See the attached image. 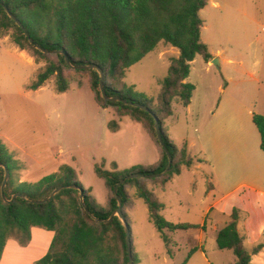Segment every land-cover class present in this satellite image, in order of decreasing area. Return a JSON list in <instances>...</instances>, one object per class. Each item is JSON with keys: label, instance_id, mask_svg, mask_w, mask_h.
<instances>
[{"label": "rangeland", "instance_id": "1", "mask_svg": "<svg viewBox=\"0 0 264 264\" xmlns=\"http://www.w3.org/2000/svg\"><path fill=\"white\" fill-rule=\"evenodd\" d=\"M199 15L203 20L201 41L207 44L211 60H215L208 64L201 55L195 56L186 79L194 86L191 102L184 106L174 100L173 113L164 121L167 139L179 149L187 144L196 167L183 169L165 187H153V181L144 180L163 204L160 213L167 221L197 228L168 232L170 243L166 246L149 218L146 204L141 198H134L135 186L127 185V201L122 209L128 217L139 264L235 261L231 250L216 245L214 230L222 228L230 217L214 203L231 185L227 181L226 158L230 150L229 127L234 131L235 125L247 129L251 125L257 132L252 114H264V0H207ZM11 32H0L1 143L15 162L22 166L26 161L30 165L25 173L26 180L31 181L28 183L51 174L52 164H65L75 170L77 180L95 202L106 208L111 192L94 173L95 163L103 166L100 161L105 159V169L112 170L110 163L115 162L119 171L131 170L135 165H153L160 158L159 145L139 122L128 116L119 117L111 108L99 107L87 74L66 70L73 81L69 90L62 93L54 89V76L37 90L28 89L27 84L46 61L36 60L28 48L24 51L31 61L21 54L11 40ZM177 55L176 48L161 42L130 66L124 82L132 86L131 96H146L152 100L149 107L154 108L160 81L167 75L171 58ZM77 79H82L81 87L76 86ZM111 120L119 123L118 131L107 127ZM13 179L14 186H24L17 183V177ZM193 248L197 249L184 263ZM251 262L264 264V252L261 257L254 255ZM10 263L9 259L2 264Z\"/></svg>", "mask_w": 264, "mask_h": 264}, {"label": "trees", "instance_id": "2", "mask_svg": "<svg viewBox=\"0 0 264 264\" xmlns=\"http://www.w3.org/2000/svg\"><path fill=\"white\" fill-rule=\"evenodd\" d=\"M206 5L207 0H0V32L11 30V40L19 49L28 48L36 60L46 61L44 68L27 84L28 89L36 90L54 76V89L62 93L69 90L73 81L66 70L87 74L98 106L113 108L118 116H129L139 122L161 149L157 163L135 165L131 170L119 171L115 162L110 163L112 170H107L104 159L100 161L103 166L95 163L94 173L104 180L106 189L111 192L105 208L95 202L89 190L77 180L75 170L65 164L37 182L14 186L13 178L18 176L21 165L0 141V258L10 237L25 245L30 240L31 227L38 226L53 231L54 236L47 253L34 264H127L124 225L117 215L110 217L117 207L113 188L124 178L117 190L122 206L127 201L126 186H135L134 198L144 201L149 218L166 246L170 243L168 232L197 228L189 223L167 221L160 213L163 204L144 180L150 179L153 186L164 187L183 167L196 166L185 143L179 149L167 139L164 120L172 115L174 100L184 106L191 101L194 86L186 81L191 61L196 55H201L205 62L212 57L200 37L203 20L199 12ZM161 42L176 48L178 55L171 58L167 75L160 81L157 102L151 108V99L144 95L131 96L132 86L125 84L124 77L130 66L154 51ZM69 64L93 67L78 69ZM99 70L103 73L106 94L119 97L120 101L102 97ZM82 83V79L76 80L77 87ZM252 122L264 151V115L253 114ZM156 126L172 157L166 171L168 158L158 142ZM107 127L115 132L119 124L111 120ZM6 171L8 178L1 190ZM158 173L162 174L154 176ZM130 174L142 176L126 179ZM58 187L60 189L47 201H30L42 200ZM123 216L128 222L124 211ZM238 219L239 210L233 208L231 220L216 232L215 242L219 249L232 251L233 264H251L252 256L258 254L264 244L246 248L237 230ZM196 249L190 250L184 263ZM133 264H139L134 250Z\"/></svg>", "mask_w": 264, "mask_h": 264}, {"label": "crops", "instance_id": "3", "mask_svg": "<svg viewBox=\"0 0 264 264\" xmlns=\"http://www.w3.org/2000/svg\"><path fill=\"white\" fill-rule=\"evenodd\" d=\"M19 51L21 52V54L27 55L24 49H19ZM28 58L31 61V57L28 56ZM210 60L206 63H211ZM235 126L237 128L234 129V131H232L231 127H229L227 147L230 148V150L228 151L229 154L226 157L228 163L227 181L231 182V185L228 191L223 194L217 201H215L214 205L215 207H218L220 210H222V212H224L225 214H228L230 220L232 209L236 208L239 210L237 230L243 237L244 245L249 244L250 248H252L257 244H264V151L260 148V135L258 130H256L257 132H255L253 128H251V125H249L248 129L242 125ZM145 131L147 132L146 129ZM255 133H257V135ZM149 137L153 139L150 135ZM5 139L9 141L12 146L16 147L13 144V141H10L7 138ZM160 159L161 150L159 160ZM104 161L106 164L107 162L105 159ZM23 162L24 163L21 167L24 166L25 168L21 169L18 172L17 183L31 182L27 181V177H25L26 170L30 165L26 161ZM52 166V173L56 172L59 168L58 162L52 164ZM183 169H186V167H183L182 170ZM219 229L221 228H215V235ZM30 234V240L26 245H20L16 239L9 238L4 246L0 258V264L6 262V260L9 259L11 260L12 264H33L38 258L45 255L49 249L50 243L54 236V232L43 229L41 227H31ZM245 247L247 248L246 245ZM263 252L264 247L256 255H258V257H261Z\"/></svg>", "mask_w": 264, "mask_h": 264}, {"label": "water", "instance_id": "4", "mask_svg": "<svg viewBox=\"0 0 264 264\" xmlns=\"http://www.w3.org/2000/svg\"><path fill=\"white\" fill-rule=\"evenodd\" d=\"M17 24L19 25V22H17ZM30 42H31V39H29ZM45 52V51H44ZM215 60V59H214ZM214 60H211V62H214ZM70 67L72 68H78V69H83V68H90V67H93L92 65H83V66H72L69 64ZM99 74H100V80H99V88H100V91H101V94H102V97L105 99V100H109V101H120L121 99L119 97H110L106 94V91L104 89V86H103V73L101 70H99ZM142 108H145L143 106H141ZM155 122H156V119H155ZM156 135H157V139H158V142L160 144V146L164 149V151L166 152L167 154V158H168V163H167V166L165 168V171L170 167L171 165V162H172V157L169 153V150L168 148L164 145L163 143V139H162V134H161V131L159 130V127L156 126ZM162 173H158V174H155L154 176L158 177L160 176ZM142 175L140 174H130L126 177L127 178H132V177H141ZM7 178H8V173L7 171L5 172V176H4V180H3V183H2V186H1V190H3V187L7 181ZM125 180L122 179L120 182H118L114 188H113V191L114 193L116 194V199H117V207L113 210V212L111 213L110 217H112L113 215H117L119 217V219L121 220L122 224L124 225V228H125V239H126V251H127V257H128V261H127V264H133V250H132V243H131V235H130V230H129V227L127 225V222L123 216V211H122V200L120 198V196L117 194V190H118V187L121 183H123ZM60 189V187L56 188L55 190H53L48 196H46L44 199L42 200H30L32 202H37V203H40V202H44V201H47L51 196H53L58 190Z\"/></svg>", "mask_w": 264, "mask_h": 264}]
</instances>
